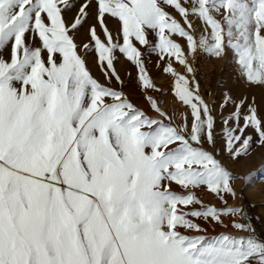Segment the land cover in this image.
I'll return each instance as SVG.
<instances>
[{
	"label": "snow or ice",
	"instance_id": "snow-or-ice-1",
	"mask_svg": "<svg viewBox=\"0 0 264 264\" xmlns=\"http://www.w3.org/2000/svg\"><path fill=\"white\" fill-rule=\"evenodd\" d=\"M201 54L264 88V0H0V264H264V224L228 205L252 174L217 153L264 147V111L225 94L218 134ZM121 56L160 118L123 91ZM153 56L187 110L179 124L147 94Z\"/></svg>",
	"mask_w": 264,
	"mask_h": 264
},
{
	"label": "rangeland",
	"instance_id": "rangeland-1",
	"mask_svg": "<svg viewBox=\"0 0 264 264\" xmlns=\"http://www.w3.org/2000/svg\"><path fill=\"white\" fill-rule=\"evenodd\" d=\"M179 19V17H177ZM194 28L196 29L197 35H199L203 26L198 21L193 19ZM110 29L113 30L115 36V25L111 22L109 23ZM178 42L183 43L182 40ZM83 42L87 43V38L83 37ZM81 53H84L83 48H81ZM119 55V54H118ZM215 68L213 84L210 90H202L200 88V94L203 96L206 102L209 103L210 107L214 109V115L216 116L218 127L217 133L220 132V120L222 116H226L228 112L232 109L229 107L227 110H222L220 105L223 103L224 96L219 95V88L225 82V94H231L235 99L239 100L242 97L247 96L249 99L255 98L256 105L262 111H264V88L259 87H249L244 84L243 88L234 87L232 85L233 79L239 78L237 65L234 62V58L224 57L222 59L207 57ZM87 63L89 69L95 78L101 82H105L103 74L99 68L94 64V57L91 52L87 53ZM156 57L153 56L147 60L148 71L159 91L149 89L147 94L151 95L155 100H157L159 106L162 110L166 111L169 115L174 117V123H181L182 116L181 113L187 114V110L179 104V102L174 98L171 92L172 79L169 74L163 72V64L157 67ZM116 69L124 80L125 84L123 90L130 87L132 90L136 91V105L140 107L141 105L147 106V102L143 99V93L137 87V81L135 80L136 70L131 66L124 58L121 56L119 61L116 63ZM177 71L183 72L181 67H177ZM227 74V75H226ZM226 75V76H225ZM111 86L121 88L115 80L112 81ZM151 111V110H150ZM151 116L153 118H160L158 114L151 111ZM255 139V138H254ZM205 147H209L205 145ZM218 158L222 159L226 166L235 174L240 177H248L252 174L251 181H245L244 179H237L233 181V187L237 192V198H228L229 206L241 205L246 210L248 216L253 219L257 227L264 224V147L257 144H253L249 154L243 158H240L237 162H233L227 157V154L222 151V145L217 148ZM250 155L254 158L249 159ZM249 159V164L245 165V161ZM263 170V171H262ZM205 203H212L220 206V202L207 194L206 192L197 193ZM258 218V219H257ZM211 229V225L208 226ZM222 229L217 228L216 231H221Z\"/></svg>",
	"mask_w": 264,
	"mask_h": 264
},
{
	"label": "built area",
	"instance_id": "built-area-1",
	"mask_svg": "<svg viewBox=\"0 0 264 264\" xmlns=\"http://www.w3.org/2000/svg\"><path fill=\"white\" fill-rule=\"evenodd\" d=\"M195 71V79L202 90H210L213 84L215 68L208 58L201 54L195 61H192Z\"/></svg>",
	"mask_w": 264,
	"mask_h": 264
},
{
	"label": "crops",
	"instance_id": "crops-1",
	"mask_svg": "<svg viewBox=\"0 0 264 264\" xmlns=\"http://www.w3.org/2000/svg\"><path fill=\"white\" fill-rule=\"evenodd\" d=\"M225 82H227V81L225 80L224 83L219 88V95L220 96H225V92H226L225 85H224ZM123 91H125V93L127 95H129V98L132 100V102L136 104V97H135L136 96V91L132 90V88L130 89V87L125 89V90H123ZM140 107L142 109H144L151 116V111H150V108H149L148 105L147 106L141 105Z\"/></svg>",
	"mask_w": 264,
	"mask_h": 264
},
{
	"label": "bare ground",
	"instance_id": "bare-ground-1",
	"mask_svg": "<svg viewBox=\"0 0 264 264\" xmlns=\"http://www.w3.org/2000/svg\"><path fill=\"white\" fill-rule=\"evenodd\" d=\"M226 75H227V74H226ZM226 75H225V76H226ZM232 85H233L234 87H237V86H238V87H241V88H243V86H244V84L242 83L241 79H238V78H236V79L234 78V79H233V83H232ZM251 157L254 158L253 156L250 155V158H249V159H252ZM249 159H247V160L245 161V165H246V166H247V164H249V161H250ZM263 170H264V169H263ZM263 170H262V171H263Z\"/></svg>",
	"mask_w": 264,
	"mask_h": 264
}]
</instances>
